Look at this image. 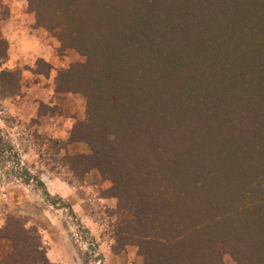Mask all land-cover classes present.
Instances as JSON below:
<instances>
[{"label":"trees","instance_id":"16d2710c","mask_svg":"<svg viewBox=\"0 0 264 264\" xmlns=\"http://www.w3.org/2000/svg\"><path fill=\"white\" fill-rule=\"evenodd\" d=\"M28 5L86 59L56 91L86 100L68 142L92 155L67 159L68 180L90 170L110 180L131 217L120 239L144 264H225L221 253L264 264V0ZM0 48L3 61V39ZM26 223L5 216L11 250L0 264H51Z\"/></svg>","mask_w":264,"mask_h":264},{"label":"rangeland","instance_id":"374dc122","mask_svg":"<svg viewBox=\"0 0 264 264\" xmlns=\"http://www.w3.org/2000/svg\"><path fill=\"white\" fill-rule=\"evenodd\" d=\"M62 29L39 25L28 0H0V39L7 43L0 73H17L0 78V228L6 215L24 218L26 227L37 229L51 264H144L138 248L120 239L118 229L131 217L110 180L97 170L68 180L67 159L92 150L68 142L73 125L85 118L86 100L56 91L68 82L63 71L86 59L54 37ZM10 250L0 238V260ZM221 258L237 264L226 253Z\"/></svg>","mask_w":264,"mask_h":264},{"label":"built area","instance_id":"2783aa9c","mask_svg":"<svg viewBox=\"0 0 264 264\" xmlns=\"http://www.w3.org/2000/svg\"><path fill=\"white\" fill-rule=\"evenodd\" d=\"M93 264H101V263H100V261H96V262H95V263H93Z\"/></svg>","mask_w":264,"mask_h":264}]
</instances>
